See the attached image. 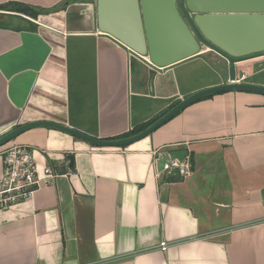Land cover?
Returning a JSON list of instances; mask_svg holds the SVG:
<instances>
[{
	"label": "crops",
	"instance_id": "1",
	"mask_svg": "<svg viewBox=\"0 0 264 264\" xmlns=\"http://www.w3.org/2000/svg\"><path fill=\"white\" fill-rule=\"evenodd\" d=\"M134 1L144 56L131 48V0H0V138L49 121L115 140L229 83L227 62L204 45L154 66L148 48L167 57L186 44L166 0ZM259 74L264 67L246 83L264 87L249 80ZM13 145L30 146L54 177L0 210V264H264L263 93L205 96L124 147L95 148L47 127L0 153ZM157 151L163 160L190 153V177L156 180Z\"/></svg>",
	"mask_w": 264,
	"mask_h": 264
},
{
	"label": "water",
	"instance_id": "2",
	"mask_svg": "<svg viewBox=\"0 0 264 264\" xmlns=\"http://www.w3.org/2000/svg\"><path fill=\"white\" fill-rule=\"evenodd\" d=\"M132 20L135 32L136 53L144 56L140 35L141 14L134 0ZM167 16L174 29L183 37L185 51L177 55H161L148 48L151 63L160 68L199 53L200 45L211 49L228 64L229 83L197 92L176 106L142 132L118 140L96 139L69 129L63 125L37 121L21 125L0 138V148L21 134L38 127L61 131L95 148H117L133 144L153 133L160 126L197 100L212 94L227 91H251L264 94V87L254 84H236L235 65L264 56V0H166ZM186 153L174 152L171 155L182 160Z\"/></svg>",
	"mask_w": 264,
	"mask_h": 264
},
{
	"label": "built area",
	"instance_id": "3",
	"mask_svg": "<svg viewBox=\"0 0 264 264\" xmlns=\"http://www.w3.org/2000/svg\"><path fill=\"white\" fill-rule=\"evenodd\" d=\"M248 79V73H235L234 83L243 84ZM3 156V171L0 177V210H8L12 206L27 201L36 188L51 180L54 176L49 168L39 171L34 160V150L26 145L6 147L0 153ZM157 158L153 162L154 177L178 178L184 180L192 174V156L186 153L182 160H178L170 153L162 159V152L157 151ZM161 158V159H160ZM160 250L167 249L166 243H160Z\"/></svg>",
	"mask_w": 264,
	"mask_h": 264
},
{
	"label": "rangeland",
	"instance_id": "4",
	"mask_svg": "<svg viewBox=\"0 0 264 264\" xmlns=\"http://www.w3.org/2000/svg\"><path fill=\"white\" fill-rule=\"evenodd\" d=\"M210 57H213V56H210ZM218 62L219 61L216 60L214 63H218ZM263 67H264V59L263 60H258V61H253V62H244V63H240V64H236L235 65V73H236L237 76H239L240 75V71L242 69H245V70H247L248 75H250L253 72H255L256 70L261 69ZM263 76H264V74H259L254 79H251V77H252L251 76L249 78V80H258V79H260L263 82V79H264Z\"/></svg>",
	"mask_w": 264,
	"mask_h": 264
},
{
	"label": "trees",
	"instance_id": "5",
	"mask_svg": "<svg viewBox=\"0 0 264 264\" xmlns=\"http://www.w3.org/2000/svg\"><path fill=\"white\" fill-rule=\"evenodd\" d=\"M29 9H30V7H28V6H24V5H20V6H19L20 13H23V14L30 13V12H29ZM33 16H35V14H33ZM244 92H250V93H252L251 91H244ZM222 93H223V92H222ZM206 97H207V96H206ZM167 112H168V111H167ZM167 112H165V113H167ZM165 113H163L160 117H162ZM160 117H158V118H160ZM158 118H157V119H154L153 122H155L156 120H158ZM153 122L150 123V124H148V125L142 126V127H140L139 129H137V130H135V131L133 130L132 132H130V133L126 134V135H123V136L117 137V138H115V140L122 139V138H125V137H128V136H132V135H134V134H137V133H139V132H142V131L145 130L147 127H149L151 124H153Z\"/></svg>",
	"mask_w": 264,
	"mask_h": 264
}]
</instances>
